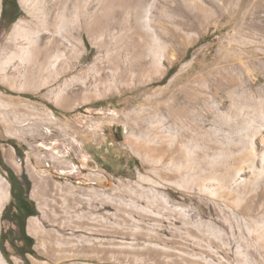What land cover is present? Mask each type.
<instances>
[{
	"label": "rangeland",
	"instance_id": "rangeland-1",
	"mask_svg": "<svg viewBox=\"0 0 264 264\" xmlns=\"http://www.w3.org/2000/svg\"><path fill=\"white\" fill-rule=\"evenodd\" d=\"M91 1L118 14L110 0ZM199 1L208 9L198 17L188 0L154 1L153 52L164 57L163 71L149 63L97 90L75 92L63 85L69 75L9 83L18 72L17 41L33 36L39 7L37 0H0V191L9 190L0 207V240L7 237L0 252L8 264H146L149 251L111 247L129 241L142 247L147 237L131 239L130 232L143 224L161 246H179L192 230L203 243L209 237L243 250L245 262L232 257L235 264H261L252 249L264 246V169L247 165L264 146V0ZM116 14L102 21L101 39L82 32V66L130 53L139 43ZM143 43L148 49L150 37ZM156 134L174 138L178 150L155 154L149 147L158 143ZM242 167L250 172L238 180ZM155 171L170 181L167 187L154 185ZM103 174L104 187L97 186L92 178ZM22 176L34 203L24 222L34 217L38 225L30 235L33 253L24 255L10 245L2 217L17 198L9 177ZM212 176L218 181L210 185ZM134 207L158 213L161 222L123 216ZM91 215L103 220L96 231L83 225ZM94 239L103 247L88 249Z\"/></svg>",
	"mask_w": 264,
	"mask_h": 264
},
{
	"label": "bare ground",
	"instance_id": "bare-ground-1",
	"mask_svg": "<svg viewBox=\"0 0 264 264\" xmlns=\"http://www.w3.org/2000/svg\"><path fill=\"white\" fill-rule=\"evenodd\" d=\"M110 1L111 4H113L111 6H117L116 10L118 11V14L114 13L110 8H106L104 5L100 8L99 6H95V2H92L91 0H37L39 7L37 8L38 25L35 32L32 33L33 36L28 34L20 40L17 39L16 47L20 55L13 67L16 68L18 72L15 73V79L9 81V83L16 87L28 82L30 83L35 74L44 79L47 77H54L57 79L63 75H69V77H65L66 79L63 80V85L70 88L72 91L78 92L82 90H97L107 80L112 79L113 81L126 74H131L133 69H143L149 63L162 70L164 67V57L161 54L158 55L153 52L154 43L157 42L155 28L151 27L152 21L154 20L152 9L155 0ZM210 1L214 2L213 0ZM188 2L196 10L195 15L197 17L200 16L202 11L205 12L206 9H208L202 1L188 0ZM179 8L184 10L181 6H179ZM115 14L119 16L115 22H118L119 19L120 21H123L118 23L119 26L122 29L132 32L139 43L136 42L137 45H135V48L130 53L125 52L124 55H114L110 59L99 57L91 64L82 66L81 59L85 54V42L82 37V32L91 39H101L104 29L102 21L108 16ZM73 22H76L77 27H74ZM149 37L151 39V46L147 49V47L143 45V41ZM229 84L227 83V85ZM197 98L198 97L194 95V100ZM177 112L180 113L181 110H178ZM49 115L52 119H56L52 113H49ZM155 136H159L158 143L153 147H149L155 154H162L163 150L172 154L178 150L174 144V138L170 136H160L158 134ZM262 145L259 147L261 149L260 153H253L250 156L251 160L248 162L247 168L253 169L256 165H259V168L264 169V146ZM10 153L11 152L7 150L8 156ZM184 155L186 156L187 152L180 153V157ZM162 156L164 160H167L165 155ZM56 161L58 162V160ZM160 162L162 161H157L159 164ZM64 164L65 166L67 165V168L69 169L70 164ZM172 164L173 162L169 160L165 163V166L169 167ZM185 165L188 167V160ZM158 172L160 173V171H155L156 180L153 181L154 185L160 188L167 187L170 181L168 182V180L163 178L165 176ZM249 172L250 171L245 170L244 167L240 168L236 174L237 179L244 180V176L248 175ZM106 178V174H103L102 177H95L92 178V180L97 182V186L104 187L102 183L106 181ZM210 178L211 179L208 181L210 185H213L218 181L215 180L217 178L216 176ZM228 178V175H223V178L221 177L220 180L222 179L221 181L223 182L227 181ZM201 186L202 183L199 184L200 189ZM92 193L94 192L92 191ZM8 196L9 190L8 187L5 186V188L0 191V207L8 200ZM84 199L91 201L90 197H84ZM106 202L107 201L103 200V204ZM142 208L144 209V207ZM132 215L144 216L155 225L159 224L161 218V216L154 211L146 212L144 210L136 209V207H134L131 212H123V216L127 217V219L132 220ZM102 221L103 220L99 217L91 215L83 225L89 231H96L103 226ZM132 221L134 222V220ZM37 226L36 219L30 217L26 225L27 233L31 236H36ZM151 230H153V228L150 229L144 224L142 227L136 226L131 230V239H134L141 234L147 237L148 241L145 242V244H142V247L136 245L134 241L115 243L112 244L111 247L118 250H130L131 252H134L135 250L149 251L150 255L145 256V259L147 260L146 264H166V261L171 259L175 261H186L192 264H235L233 263L235 258H242L245 262V252L243 250H233L230 247L218 244L215 240L209 237L206 239V242L203 243V238L196 231L194 232L190 230L191 232H188L184 241L176 242L175 239V242L179 246L168 248L164 245L161 246L157 242H153V239L157 236L156 232ZM88 245V249L90 250H97L98 248L103 247L100 239L90 240ZM252 252L259 255L260 263L264 264V246L252 249ZM232 257L235 258L232 259ZM33 261L34 264L47 263L46 261ZM0 264H8L1 252ZM249 264L257 263L251 262Z\"/></svg>",
	"mask_w": 264,
	"mask_h": 264
},
{
	"label": "flooded vegetation",
	"instance_id": "flooded-vegetation-1",
	"mask_svg": "<svg viewBox=\"0 0 264 264\" xmlns=\"http://www.w3.org/2000/svg\"><path fill=\"white\" fill-rule=\"evenodd\" d=\"M117 131L114 128L113 134L116 135ZM17 193L16 200L13 201L14 208H13V215L10 217L11 219H5L8 226V241L10 245L15 249L17 254L18 250H27L29 247L32 248L31 244L28 240L23 237L21 232L22 225L25 221V212L26 208L24 206L25 199H28L27 196V185L25 183V179L21 178V181L18 182V185L15 189ZM12 214V212H10Z\"/></svg>",
	"mask_w": 264,
	"mask_h": 264
},
{
	"label": "trees",
	"instance_id": "trees-1",
	"mask_svg": "<svg viewBox=\"0 0 264 264\" xmlns=\"http://www.w3.org/2000/svg\"><path fill=\"white\" fill-rule=\"evenodd\" d=\"M10 143L16 148V150L18 151V154L21 155V153L19 152V150H18V148H17L16 143H15L14 141H10ZM9 178H10V183H11L12 186L14 187V186L17 184V180H16V179H11V177H9ZM22 178L24 179L23 176H22ZM16 197H17V196H16ZM24 206H25V208H26V212H25V219H26L28 216H30V215L33 214V212H34V203H33V201L30 200V199H25V201H24ZM14 207H15V206H14L13 202H9V203L6 205L5 209H4V213H3L2 217H3L4 219H11L10 217L13 215V208H14ZM10 212H12V214H11ZM21 232H22V234H23V237H24L26 240H28L29 243H30L31 246H32V245H33V239H32L31 236L27 235L26 232H25V222H24L23 225H22ZM3 239H7V237L5 238V237L2 236V240H3ZM2 240H0V247H1V244H2ZM3 249H4V248H2V252L6 253L5 251H3ZM26 252H31V253H33V250H32L31 247H29V248H28L27 250H25V251H24V250H21V249L18 250V253H19L20 255H24Z\"/></svg>",
	"mask_w": 264,
	"mask_h": 264
},
{
	"label": "crops",
	"instance_id": "crops-1",
	"mask_svg": "<svg viewBox=\"0 0 264 264\" xmlns=\"http://www.w3.org/2000/svg\"><path fill=\"white\" fill-rule=\"evenodd\" d=\"M21 178H22V177H18V179H17V180H18V181H17V185H18V182L21 181Z\"/></svg>",
	"mask_w": 264,
	"mask_h": 264
},
{
	"label": "water",
	"instance_id": "water-1",
	"mask_svg": "<svg viewBox=\"0 0 264 264\" xmlns=\"http://www.w3.org/2000/svg\"><path fill=\"white\" fill-rule=\"evenodd\" d=\"M25 232H26L27 235H29V234L27 233V230H26V225H25ZM29 236H30V235H29ZM32 248H33V246H32Z\"/></svg>",
	"mask_w": 264,
	"mask_h": 264
}]
</instances>
